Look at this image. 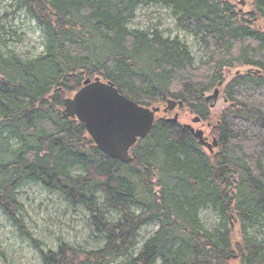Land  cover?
<instances>
[{"label":"trees","instance_id":"16d2710c","mask_svg":"<svg viewBox=\"0 0 264 264\" xmlns=\"http://www.w3.org/2000/svg\"><path fill=\"white\" fill-rule=\"evenodd\" d=\"M14 1L41 28L44 52L23 61L0 49V208L29 238L16 217V190L37 183L83 208L92 233L104 239L96 250L63 242L39 250L42 264H264V241L245 231L264 219V0H249L244 17L236 0ZM150 5L169 7L185 30L201 35L207 60L194 66L177 40L129 31L134 11ZM240 67L250 70L223 84L228 107L215 117L204 95ZM95 77L147 108L182 102L211 125L217 147L210 153L179 123L156 117L131 162L109 158L81 123L61 116L63 100ZM99 194L119 220L105 217ZM208 207L221 219L213 231L199 221ZM151 224L157 231L132 256L137 233Z\"/></svg>","mask_w":264,"mask_h":264},{"label":"rangeland","instance_id":"374dc122","mask_svg":"<svg viewBox=\"0 0 264 264\" xmlns=\"http://www.w3.org/2000/svg\"><path fill=\"white\" fill-rule=\"evenodd\" d=\"M239 1L241 0H236L233 4L237 10L242 12L244 17L245 13L250 11L249 0H243L244 5H241ZM16 8L17 3L14 0H0V26L4 30L1 41L5 42V47L4 44L0 45V49L3 52L6 50L16 55L23 61H28L44 52V37L41 28L28 12ZM127 29L129 31L157 32L163 39L177 40L189 52L194 66H198L207 60L206 48L201 42V35L196 36L185 30L178 22V17L169 7L162 5L138 7L134 11V17L127 23ZM246 70L250 69L240 67L227 71L225 84L236 72ZM223 86L220 88L219 98L210 108L215 117L228 107V103L223 100L221 93ZM212 92L213 90L206 93L204 97L212 95ZM165 105L166 102L152 107L162 109ZM174 110L168 114L160 112L157 117L172 118L175 113H178L180 125H190L194 129L202 130L208 143H212L215 137L211 136L210 124L206 122L192 123L195 116L187 108H175ZM71 173L77 175L80 170L76 169ZM223 178L224 180L227 178L224 173ZM16 198L22 207L16 216L17 219L22 221L27 232L31 235L29 238L41 245L37 249L0 208V264H42L39 250L42 252L55 251L59 242L85 250H96L103 247L104 239L95 236L88 226V213L81 207L72 208L59 193L48 191L37 183L27 182L16 190ZM104 200V196L99 194L98 202L105 212V217L111 222H116L120 215L114 211L105 210L103 207ZM131 210L135 212L136 208L132 206ZM199 221L207 231H213L221 223L218 213L210 207L200 210ZM234 226L235 229L239 228L237 222ZM156 231L157 224H151L140 229L137 233L136 246L132 256L137 255L143 242ZM245 231L250 238L264 241V219L254 227L246 226ZM124 262L125 259H120L114 264H123Z\"/></svg>","mask_w":264,"mask_h":264},{"label":"water","instance_id":"95a60500","mask_svg":"<svg viewBox=\"0 0 264 264\" xmlns=\"http://www.w3.org/2000/svg\"><path fill=\"white\" fill-rule=\"evenodd\" d=\"M244 5V1H239ZM220 82L213 94L205 98L206 102L217 101ZM50 108L55 111L54 96L50 97ZM183 103L180 101L167 100L164 108H147L120 94L111 82H103L96 77L93 80L87 78L82 87L73 96L65 98L62 103L61 116L65 119L77 120L84 127L85 132L91 138L99 151L109 158L121 163H129L132 160L131 149L138 140L145 139L150 133L156 115L160 112L167 114L175 108L181 109ZM214 105H211L213 107ZM178 114L168 119V122L177 123ZM200 119L195 117L192 123H199ZM200 146L209 152L217 147V140L213 139L209 144L204 132L194 129L190 125H182ZM215 176H222V167H216ZM217 172V173H216ZM231 199L229 200V203ZM231 216V214H230Z\"/></svg>","mask_w":264,"mask_h":264},{"label":"flooded vegetation","instance_id":"af4514ba","mask_svg":"<svg viewBox=\"0 0 264 264\" xmlns=\"http://www.w3.org/2000/svg\"><path fill=\"white\" fill-rule=\"evenodd\" d=\"M220 95V94H219ZM219 98V97H218ZM223 100L226 102V100L223 98ZM211 102V103H210ZM209 105H211L212 103H214V101H210ZM212 138V137H211Z\"/></svg>","mask_w":264,"mask_h":264},{"label":"bare ground","instance_id":"6f19581e","mask_svg":"<svg viewBox=\"0 0 264 264\" xmlns=\"http://www.w3.org/2000/svg\"><path fill=\"white\" fill-rule=\"evenodd\" d=\"M247 71V70H246ZM249 71V70H248ZM249 73V72H248ZM165 107V106H164ZM177 109V108H176ZM175 111V110H174Z\"/></svg>","mask_w":264,"mask_h":264}]
</instances>
